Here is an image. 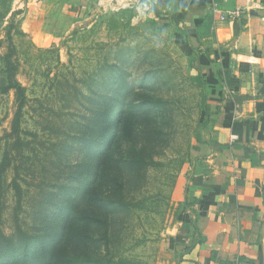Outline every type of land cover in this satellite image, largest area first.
<instances>
[{"label": "rangeland", "instance_id": "rangeland-1", "mask_svg": "<svg viewBox=\"0 0 264 264\" xmlns=\"http://www.w3.org/2000/svg\"><path fill=\"white\" fill-rule=\"evenodd\" d=\"M159 16L0 0V264H174L209 111Z\"/></svg>", "mask_w": 264, "mask_h": 264}, {"label": "crops", "instance_id": "crops-1", "mask_svg": "<svg viewBox=\"0 0 264 264\" xmlns=\"http://www.w3.org/2000/svg\"><path fill=\"white\" fill-rule=\"evenodd\" d=\"M153 1L193 59L209 111L174 264H264V0Z\"/></svg>", "mask_w": 264, "mask_h": 264}, {"label": "built area", "instance_id": "built-area-1", "mask_svg": "<svg viewBox=\"0 0 264 264\" xmlns=\"http://www.w3.org/2000/svg\"><path fill=\"white\" fill-rule=\"evenodd\" d=\"M239 15H240V11L239 10H236L234 12H231L229 14V17H231V18H237ZM222 19L225 20V17H223ZM236 139H237L236 136L232 137V140H236Z\"/></svg>", "mask_w": 264, "mask_h": 264}, {"label": "trees", "instance_id": "trees-1", "mask_svg": "<svg viewBox=\"0 0 264 264\" xmlns=\"http://www.w3.org/2000/svg\"><path fill=\"white\" fill-rule=\"evenodd\" d=\"M14 88H16L18 91H21V86L20 85L16 84V86Z\"/></svg>", "mask_w": 264, "mask_h": 264}]
</instances>
